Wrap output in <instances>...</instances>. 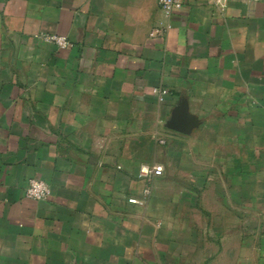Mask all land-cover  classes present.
Returning <instances> with one entry per match:
<instances>
[{"label":"crops","instance_id":"obj_1","mask_svg":"<svg viewBox=\"0 0 264 264\" xmlns=\"http://www.w3.org/2000/svg\"><path fill=\"white\" fill-rule=\"evenodd\" d=\"M181 1L0 0V264H264V0Z\"/></svg>","mask_w":264,"mask_h":264},{"label":"built area","instance_id":"obj_2","mask_svg":"<svg viewBox=\"0 0 264 264\" xmlns=\"http://www.w3.org/2000/svg\"><path fill=\"white\" fill-rule=\"evenodd\" d=\"M161 12L166 18H170L173 12L179 10L182 6L181 0H156ZM239 3H250L258 2L260 0H233ZM169 26L166 27H155L149 34L150 38L162 37ZM35 38L45 42L55 45L61 50H67L72 47V43L66 38L58 35H49V34H38L35 35ZM153 93L159 96V99L162 100L163 92L158 89H154ZM163 169L161 166H148L141 165L138 171V179H153L159 178L162 176ZM144 193L147 195L148 191L145 190ZM25 195L28 199L34 201H47L50 198L51 191L49 186L41 180L30 179L28 181L27 187L25 189ZM129 204H138L136 199H128Z\"/></svg>","mask_w":264,"mask_h":264},{"label":"water","instance_id":"obj_3","mask_svg":"<svg viewBox=\"0 0 264 264\" xmlns=\"http://www.w3.org/2000/svg\"><path fill=\"white\" fill-rule=\"evenodd\" d=\"M197 126V119L188 114L187 108L183 103L176 107L166 125L169 130L183 135H188Z\"/></svg>","mask_w":264,"mask_h":264}]
</instances>
